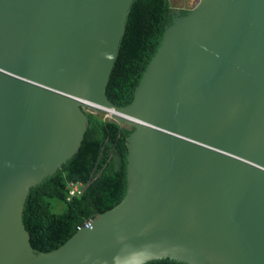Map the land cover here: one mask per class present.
Listing matches in <instances>:
<instances>
[{"label": "water", "instance_id": "95a60500", "mask_svg": "<svg viewBox=\"0 0 264 264\" xmlns=\"http://www.w3.org/2000/svg\"><path fill=\"white\" fill-rule=\"evenodd\" d=\"M132 2L0 0V264H264V0L168 7L118 105L106 85ZM96 110L129 125L126 189L40 249L29 189L78 150Z\"/></svg>", "mask_w": 264, "mask_h": 264}, {"label": "trees", "instance_id": "16d2710c", "mask_svg": "<svg viewBox=\"0 0 264 264\" xmlns=\"http://www.w3.org/2000/svg\"><path fill=\"white\" fill-rule=\"evenodd\" d=\"M169 0H133L106 94L118 105L130 102L147 63L161 43ZM88 125L78 150L51 175L30 187L23 221L33 244L51 249L92 213L117 202L126 189L127 145L123 126L86 111ZM81 181L79 194L67 198V181ZM62 205V209L58 210ZM143 264H188L157 258Z\"/></svg>", "mask_w": 264, "mask_h": 264}, {"label": "rangeland", "instance_id": "374dc122", "mask_svg": "<svg viewBox=\"0 0 264 264\" xmlns=\"http://www.w3.org/2000/svg\"><path fill=\"white\" fill-rule=\"evenodd\" d=\"M198 0H169L171 8H180V9H191ZM97 114L102 115L103 117L111 118L104 111L96 110ZM62 209V205L59 206L58 210Z\"/></svg>", "mask_w": 264, "mask_h": 264}, {"label": "built area", "instance_id": "2783aa9c", "mask_svg": "<svg viewBox=\"0 0 264 264\" xmlns=\"http://www.w3.org/2000/svg\"><path fill=\"white\" fill-rule=\"evenodd\" d=\"M66 186L68 189L67 198L79 194L83 189V184L81 181L68 180Z\"/></svg>", "mask_w": 264, "mask_h": 264}, {"label": "bare ground", "instance_id": "6f19581e", "mask_svg": "<svg viewBox=\"0 0 264 264\" xmlns=\"http://www.w3.org/2000/svg\"><path fill=\"white\" fill-rule=\"evenodd\" d=\"M107 113V112H106ZM107 115L112 116V114L107 113Z\"/></svg>", "mask_w": 264, "mask_h": 264}]
</instances>
